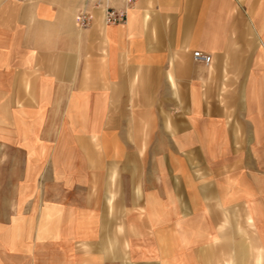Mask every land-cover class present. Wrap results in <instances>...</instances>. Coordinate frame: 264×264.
I'll return each mask as SVG.
<instances>
[{
    "label": "crops",
    "instance_id": "crops-1",
    "mask_svg": "<svg viewBox=\"0 0 264 264\" xmlns=\"http://www.w3.org/2000/svg\"><path fill=\"white\" fill-rule=\"evenodd\" d=\"M107 7L0 0V264H264V0Z\"/></svg>",
    "mask_w": 264,
    "mask_h": 264
},
{
    "label": "built area",
    "instance_id": "built-area-1",
    "mask_svg": "<svg viewBox=\"0 0 264 264\" xmlns=\"http://www.w3.org/2000/svg\"><path fill=\"white\" fill-rule=\"evenodd\" d=\"M111 1V0H104ZM119 1L124 4L125 8L122 10H116L112 7L104 8L103 20L106 25H119L124 24L126 21L127 8H131L138 0H114ZM100 2L90 3L87 1L84 3L82 8L76 14V24L79 28H87L92 23V8L100 7ZM193 58L196 61L203 62L204 64H209L211 57L209 55L203 54L200 51L193 52Z\"/></svg>",
    "mask_w": 264,
    "mask_h": 264
},
{
    "label": "rangeland",
    "instance_id": "rangeland-1",
    "mask_svg": "<svg viewBox=\"0 0 264 264\" xmlns=\"http://www.w3.org/2000/svg\"><path fill=\"white\" fill-rule=\"evenodd\" d=\"M9 155V154H8ZM11 155H13V154H11ZM7 157V156H6ZM13 171H15V170H12L10 167H8V168H6V169H4V176H5V179L7 180L8 179V177H12V172ZM2 185H0V191H2ZM4 187H9L7 184H6V186H4ZM24 207H26V208H24ZM28 209V206L26 205V206H23L22 205V209Z\"/></svg>",
    "mask_w": 264,
    "mask_h": 264
}]
</instances>
